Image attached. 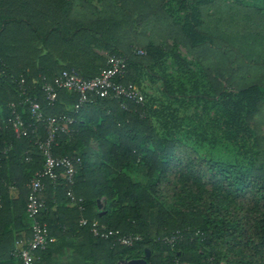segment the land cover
Masks as SVG:
<instances>
[{"label": "trees", "instance_id": "16d2710c", "mask_svg": "<svg viewBox=\"0 0 264 264\" xmlns=\"http://www.w3.org/2000/svg\"><path fill=\"white\" fill-rule=\"evenodd\" d=\"M102 1V10L95 15L96 8L86 0H0V264H15V239L22 232L31 234L32 220L26 211L30 183L44 168L35 134L17 137L11 122L9 104L16 102L26 124H35L29 107L21 103L22 78L35 86L30 94L46 115L76 118L74 131L60 133L53 150L55 155H79L82 164L73 184L62 177L43 178L45 208L40 218L55 238L82 236L91 243L80 264H120L146 257L147 249L151 250L147 264H222L218 244L225 239L249 243L252 236L243 218L227 215L232 210L227 202L241 208L248 195L264 194V12L240 0H173L177 10H184L183 18L176 19L168 0H119L120 6L112 4L117 0ZM162 19L177 26L174 42L183 44L201 66L208 91L202 95L203 80H194L196 93L189 97L205 101L213 111L208 124L195 114L200 122L185 133L177 109L169 103L157 106L146 98L142 104L128 103L123 108L114 99L96 97L75 112L77 94L60 90L50 106L40 83H34L43 76L53 80L63 69L85 78L98 75L107 66V56L94 47L129 58L128 73L121 80L126 84L139 83L141 66L153 69L169 55L179 66L189 65L168 44L165 32H159L157 23ZM136 23L142 31H137ZM158 36L164 38L166 48ZM245 38H250L253 60L241 52ZM139 44L143 48L138 50L145 54L135 52ZM61 57L78 64L64 65ZM164 81V91L176 94L173 82ZM181 86L186 92V86ZM153 120L167 129L164 135ZM38 127L44 139L46 128L43 123ZM218 132L235 150L233 158L219 159L214 152H204V145ZM92 139L98 141L99 151L91 149ZM183 147H191L194 156H182ZM29 149L33 152L27 160ZM191 162L211 173L212 187L194 173ZM181 171L183 191L169 204L161 198L160 186ZM140 176L150 182L144 183ZM206 192L213 195L209 206L204 201ZM218 200L224 202L220 205ZM81 217L89 223L81 225ZM94 219L121 234L142 238L123 245L115 237H96L91 231ZM256 225L253 242L260 239L254 244L260 247V257L243 256L226 264H264V217ZM199 244L206 249L199 251Z\"/></svg>", "mask_w": 264, "mask_h": 264}, {"label": "built area", "instance_id": "2783aa9c", "mask_svg": "<svg viewBox=\"0 0 264 264\" xmlns=\"http://www.w3.org/2000/svg\"><path fill=\"white\" fill-rule=\"evenodd\" d=\"M139 54H145L144 50H138ZM129 58L124 54L107 55V66L101 72L93 77L85 78L74 70L63 69L53 80L43 76L42 81L34 80V83H40V90L44 94L48 105L52 106L57 101L60 90H68L78 95V101L74 105L75 112H78L86 103L91 102L96 97L114 99L119 102L123 108H128V103L142 104L145 101V93L136 84H126L121 80L127 75ZM35 88V86L33 87ZM27 85L25 78L19 82V95L22 105L29 107L30 113L35 124L27 125L23 119L22 113L18 110L16 102L9 104L11 109V122L17 137L29 136L34 133L37 137L36 146L40 155L44 159V168L38 171L30 183V192L27 199L26 211L32 220L30 227L31 238L19 239L13 251L14 256L20 259L21 264H35L38 252L46 250L55 241L51 234L48 223L40 218L41 211L45 208V202L41 197L45 183L43 178H50L53 181L64 178L70 184L75 182L77 167L82 164L79 155H55L53 146L60 133H71L74 131L73 125L76 118L69 114L46 115L43 107L36 97L30 94L33 89ZM43 123L46 128V137H39L38 124ZM32 149L27 151V160L31 158ZM69 195L75 200L73 193ZM80 203L83 201L79 199ZM81 211L85 207L79 205ZM89 220L81 217L80 224L86 225ZM92 233L102 239L116 238L123 245H133L142 237L139 234H121L119 230L108 228L99 220L92 222ZM175 237L171 238L172 242Z\"/></svg>", "mask_w": 264, "mask_h": 264}, {"label": "rangeland", "instance_id": "374dc122", "mask_svg": "<svg viewBox=\"0 0 264 264\" xmlns=\"http://www.w3.org/2000/svg\"><path fill=\"white\" fill-rule=\"evenodd\" d=\"M88 4H91L96 8L95 12L93 14L98 15L97 11H101L103 8V1L102 0H86ZM241 3L246 5H252L257 7L258 9L262 10L264 12V0H240ZM113 5L120 6L121 2L119 0L113 1ZM174 9V17L176 19H182L184 16V10H177L176 5L173 0L167 1V7ZM91 12V9H89ZM134 15H136L135 10L131 9L130 11ZM138 14V13H137ZM154 23L155 22L154 20ZM158 27L160 29L159 32H165L163 36L168 37V44L174 45L175 51L179 53L182 57H184L189 65L187 66H179L178 62L175 60L173 55H169L167 58L164 59L162 65H157L155 68H150L147 65L141 66L140 72H138L139 75V83L136 85L143 90V92L146 95V100L150 102H154L157 106H164L168 103L171 105V108L177 109L178 116L181 118V122L184 125L185 133H187V130L192 129V127L195 126V121H199L195 114H201L203 123L208 124L210 122V116L213 114V111H210V109L207 107L206 102L201 100H190L189 96L194 95L195 90L192 89L191 83L194 80H198V82H202L203 80L204 84L201 87L200 91L202 95H206V91H208V87H205L206 79L203 75V71H201V66L197 62V59L193 55L192 52L188 51V49L183 45L179 43L174 42L173 36H178V28L173 23L166 21L162 19L160 22L157 23ZM135 27L137 28V31H142L141 24L138 23L135 24ZM157 40L166 48V41L163 37L158 36ZM251 41L250 38H245L244 44H243V51L241 50L242 54L245 55L247 59H255V54L250 49ZM138 48L141 47V44L137 45L135 48V52L138 51ZM99 52L102 56L106 58L107 55H109L108 52L105 50L100 49ZM241 52H239L241 54ZM254 54V55H253ZM165 69V70H164ZM164 79L171 80L173 82V87L175 89L176 94L174 93H168L164 91L165 88V81ZM181 84L185 85L187 90L183 93V87ZM211 97V96H207ZM185 118V119H184ZM154 124L157 126L159 133L161 135H164L166 130L161 126V121L159 120H153ZM200 122V121H199ZM203 127H200L202 129ZM214 139H212L211 142L206 143L204 145V152H214L217 154V158L219 159H226V158H233V153L235 150L231 146L230 143H228L224 138L221 137L216 133L214 136ZM191 138V137H190ZM91 149L99 151L98 141L95 139H92L91 141ZM181 155L184 157L194 156L193 150L191 147H183ZM189 165H191L192 170L197 176H200L202 181L208 184L210 178L212 177L211 173L209 171H202L199 168L198 162H191ZM182 171L179 173L178 177L172 178L171 182L164 181L160 186V195L161 198L166 201L167 203H172L178 198V194H180L181 191H183L182 183L179 181V178H182L183 175ZM140 179L144 183H149L150 178L145 176H140ZM191 185H195L192 180H189ZM196 186V185H195ZM209 187H212L213 185L208 184ZM197 187V186H196ZM185 195L188 196V193L185 192ZM212 192H206L204 194V201L207 202V206H209L208 202L212 201ZM105 200V198H102V202ZM220 205L224 202L223 200L217 201ZM226 203V202H225ZM231 204V212L227 214L230 218L232 216L236 218H243L245 221V227L248 230V233H250L252 236H250L251 242L240 244L237 243L234 239L232 241L224 240L223 244H218L219 248L222 250V256H224V259L222 260V264H226L227 260H230L231 262H238L243 259V256H247L250 258H256L260 257V247L257 249L254 247L257 243V241L260 239L257 238L253 242V236L255 235V229L257 228V223L264 217V194L259 195V197L248 195L246 199L241 200V208L235 207V203L233 202H227ZM248 233H246V238L248 236ZM245 240H243L244 242ZM249 246V247H248ZM206 249V245L199 244L198 250H204ZM244 250V251H243ZM258 256H255L254 254H257ZM264 253V252H263ZM262 253V254H263ZM186 264V263H184Z\"/></svg>", "mask_w": 264, "mask_h": 264}, {"label": "crops", "instance_id": "0c3cea01", "mask_svg": "<svg viewBox=\"0 0 264 264\" xmlns=\"http://www.w3.org/2000/svg\"><path fill=\"white\" fill-rule=\"evenodd\" d=\"M94 49L95 52L101 54L99 52L101 48L94 47ZM59 60L62 61L64 65H71V63H73L74 66H77L78 64L77 60L72 62L71 59L69 58L61 57ZM16 233H20V232H16ZM19 235L20 236L15 239V245H16V241L21 238L23 239L31 238V234L27 236V234L24 232H22ZM90 244L91 243L90 242L88 243L87 240L82 236L55 238L54 243L49 247L50 249L48 250L46 249V251L43 254L38 253L36 261L42 260L39 264H80L82 262V257L90 249ZM14 257L16 258L15 264H21L20 259L17 258L16 256Z\"/></svg>", "mask_w": 264, "mask_h": 264}, {"label": "water", "instance_id": "95a60500", "mask_svg": "<svg viewBox=\"0 0 264 264\" xmlns=\"http://www.w3.org/2000/svg\"><path fill=\"white\" fill-rule=\"evenodd\" d=\"M100 207L101 204H100ZM151 250L147 249L146 250V257L144 258H138V259H132V260H122L120 264H147V258L150 257Z\"/></svg>", "mask_w": 264, "mask_h": 264}]
</instances>
